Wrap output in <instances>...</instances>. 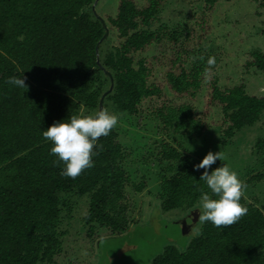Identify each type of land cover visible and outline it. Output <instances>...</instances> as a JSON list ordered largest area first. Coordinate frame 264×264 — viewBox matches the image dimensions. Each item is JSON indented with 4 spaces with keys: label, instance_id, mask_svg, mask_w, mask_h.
Returning a JSON list of instances; mask_svg holds the SVG:
<instances>
[{
    "label": "trees",
    "instance_id": "16d2710c",
    "mask_svg": "<svg viewBox=\"0 0 264 264\" xmlns=\"http://www.w3.org/2000/svg\"><path fill=\"white\" fill-rule=\"evenodd\" d=\"M94 0H0V264H60L64 232L60 229L62 204L71 195L87 194L88 211L83 218L91 236L94 227L112 233L128 229L126 189H144L123 166L125 150L114 127L98 138L101 147L94 165L75 178L61 175L63 163H54L52 146L42 131L53 122L99 109L101 97L122 113L139 111L144 99L160 100L163 84L151 82L154 63L136 54L152 45L168 49L165 83L182 99H163L156 115L174 137H201L207 124L192 103L206 81L207 110L220 108L225 138L254 125L264 112V93L250 94L244 84L221 86L209 77L206 60L196 53L188 69L181 57L177 32L150 29L162 0H119L115 14L102 16L117 42L109 48L101 41L105 28L92 12ZM208 8L216 0H206ZM169 40V47L162 43ZM204 59L201 60L200 57ZM100 60V63L97 60ZM264 71V52L251 51L245 63ZM110 72V75L107 74ZM26 77L27 88L7 83L9 76ZM210 79V80H207ZM113 83L112 90L109 91ZM157 160L165 163L156 193L164 211L194 208L203 192L196 162L171 141H163ZM236 223L218 228L202 222L183 247L168 244L153 264H264V204L248 202ZM153 210L152 212H155Z\"/></svg>",
    "mask_w": 264,
    "mask_h": 264
},
{
    "label": "rangeland",
    "instance_id": "374dc122",
    "mask_svg": "<svg viewBox=\"0 0 264 264\" xmlns=\"http://www.w3.org/2000/svg\"><path fill=\"white\" fill-rule=\"evenodd\" d=\"M118 2L99 0L96 9L102 16L115 14ZM135 2L139 6L146 4V0ZM150 29L177 32L179 42L176 47L186 60V68L190 69L195 64L194 54L211 55L216 63L210 66V79L217 76L223 87L244 84L250 94L264 93V71L245 65L251 51L264 52V0H216L210 8L206 0H162ZM108 35L104 48L117 42L115 30H109ZM162 43L168 48L171 42L165 38ZM163 48L154 44L136 54L154 63L151 82L163 84L160 100L144 99L139 111L133 115L119 112L110 102L101 109L118 116L115 128L126 154L123 166L133 181L146 183L141 191L130 186L126 189L128 229L119 235L96 225L89 236V227L83 226V218L88 211L90 197L87 194L71 195L69 204L61 205L60 229L64 234L63 249L57 256L60 264H153V258L165 246L175 244L183 247L190 239V234L182 232L185 220L189 222L193 220L192 216L197 217L194 231H199L202 223L198 218L200 202L194 208L164 211L156 196L160 173L165 165L156 158L163 141H171L196 163L209 151H219L221 160L217 159L209 171L226 164L247 185L243 191L246 200L258 206L264 204V112L254 125L225 138L220 108L213 106L207 110L209 86L205 81L197 97L188 100L203 115L207 124L204 134L199 138L187 134H178L175 138L170 136L156 115V109L163 99L183 100L166 86L165 70L171 53L168 49L163 51ZM99 110L89 111L88 115ZM86 113L82 110L80 116Z\"/></svg>",
    "mask_w": 264,
    "mask_h": 264
},
{
    "label": "clouds",
    "instance_id": "9594fccd",
    "mask_svg": "<svg viewBox=\"0 0 264 264\" xmlns=\"http://www.w3.org/2000/svg\"><path fill=\"white\" fill-rule=\"evenodd\" d=\"M200 59L204 58L201 56ZM215 63L213 56L206 60L209 66ZM25 80L26 77L12 75L8 77L7 83L24 89L27 88ZM117 123L116 114L99 110L94 115L71 116L67 121H55L44 129L42 136L52 144L49 153L56 157L54 163L64 165L61 175L75 178L83 170L93 167V157L101 147L97 143L98 138L109 135ZM217 159L221 160V153L209 151L199 163L193 164V168L197 171L204 170L199 180L205 183L212 194L210 196L208 192H203L201 195L199 221L211 222L222 228L236 223L247 214L248 208L240 202L247 185L226 164L210 172V166Z\"/></svg>",
    "mask_w": 264,
    "mask_h": 264
},
{
    "label": "water",
    "instance_id": "95a60500",
    "mask_svg": "<svg viewBox=\"0 0 264 264\" xmlns=\"http://www.w3.org/2000/svg\"><path fill=\"white\" fill-rule=\"evenodd\" d=\"M98 1H99V0H94L91 9H92V12L97 16V18L102 22V25H103V27L105 28V33H104L102 39H101V40L98 42V44H97V53H98L99 45H100L101 41L104 40L105 38H107L108 33H109V28H108V26H107V24H106L105 19H104V18H103L98 12H97V10H96V4H97ZM97 62L100 63V60L98 59ZM107 74L110 75V77H111V79H112V76H111L110 72L107 71ZM112 87H113V83H112V85H111L109 91L112 90ZM104 96H105V94L101 97V100H100V105H99V109H100V110H101L102 107H103ZM186 224H187V222H186V220H185V221L182 223V232H183V234L189 235V234H191V231H187V229H186V228H187Z\"/></svg>",
    "mask_w": 264,
    "mask_h": 264
},
{
    "label": "flooded vegetation",
    "instance_id": "af4514ba",
    "mask_svg": "<svg viewBox=\"0 0 264 264\" xmlns=\"http://www.w3.org/2000/svg\"><path fill=\"white\" fill-rule=\"evenodd\" d=\"M191 218H193V220H189V222H188V220H186V222H187V224H186L187 228L186 229H187V231H191L190 235H192V233L194 232V227L197 224V221H196L197 217L192 216Z\"/></svg>",
    "mask_w": 264,
    "mask_h": 264
}]
</instances>
